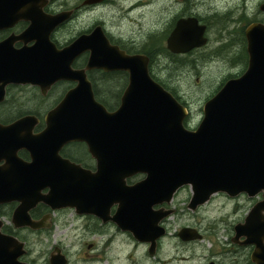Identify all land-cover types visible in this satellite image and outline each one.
I'll list each match as a JSON object with an SVG mask.
<instances>
[{
    "label": "flooded vegetation",
    "instance_id": "1",
    "mask_svg": "<svg viewBox=\"0 0 264 264\" xmlns=\"http://www.w3.org/2000/svg\"><path fill=\"white\" fill-rule=\"evenodd\" d=\"M7 2L0 0V59L5 54L34 47L38 35L46 46L62 51L79 37L100 31L110 46L126 55L147 56L149 76L186 108L185 127L195 129L199 124L200 121L195 128L191 127L189 102L163 78L155 76L152 68L162 55L176 66L182 62V57L207 45L187 53L171 52L167 40L179 19L196 18L199 25L205 26L208 42L211 23L222 27L231 20V11L219 10L207 4V0H24L20 7H8ZM161 19H165L163 24H160ZM232 32L237 33L239 41L245 45L240 54L227 59H231V65L237 59L246 68L244 30L239 28ZM231 39L232 43L225 40L219 49L233 45L234 39ZM219 49L217 52L221 51ZM88 57L89 51H83L71 62V68L84 69ZM15 67L26 69L20 71ZM38 67L39 63L31 60L0 61V69L9 70L0 77V181L6 189L9 181L21 187L9 195L0 193V264H257L252 260L255 246L245 243L244 236L237 241H233V237L235 224L244 221L251 207L262 199L261 193L253 197L246 193L234 196L215 193L234 201V213L243 207L240 200L245 205L248 202L249 207L230 230L233 255L213 251L199 254V243L204 239L206 228L185 224L170 235L166 225L176 212V194L188 185L176 190L169 203L153 206L155 211L172 210V213L162 218L154 231L150 230L149 238L143 239L114 219L118 202L110 195L111 190H104L103 173L93 177L99 167L85 142H65L57 156L41 158L35 147L36 140L47 129L49 113L76 83L59 79L49 86H41ZM165 68L168 69V65ZM85 74L95 100L109 112L117 110L128 84V73L90 69L85 70ZM241 74H228L220 86ZM105 78L111 80L107 86ZM200 113L203 114V106ZM72 174L74 179H96L97 194L72 196L71 187L83 184L70 181ZM144 177L145 174L137 173L126 178L125 184L134 185ZM28 184H31L30 189L25 188ZM13 185L11 190L15 189ZM215 194L192 209L189 207L191 191L185 201L186 208L195 212L211 202ZM184 229L189 230L190 238L181 237ZM179 250L183 251L177 256Z\"/></svg>",
    "mask_w": 264,
    "mask_h": 264
},
{
    "label": "water",
    "instance_id": "2",
    "mask_svg": "<svg viewBox=\"0 0 264 264\" xmlns=\"http://www.w3.org/2000/svg\"><path fill=\"white\" fill-rule=\"evenodd\" d=\"M23 4L24 0L7 2L8 7ZM259 10L264 12V3ZM244 36L247 67L204 103L202 119L193 130L184 125L186 108L149 76L148 57L126 55L110 46L100 31L79 37L62 51L46 46L38 35L34 47L5 54L0 61L39 63L41 86L59 79L76 83L49 113L47 129L35 147L41 158H48L57 156L65 142H85L99 167L93 177L103 173L104 190H111L110 195L118 202L114 219L121 227L136 237L149 238L150 230L172 213L155 211L153 206L169 203L184 185L191 186L192 209L217 192L230 196L246 193L250 197L261 193L262 199L251 207L244 221L235 224L233 241L244 236L245 243L255 246L252 260L264 264V23H249ZM206 43L205 26L189 17L176 22L167 47L173 53H187ZM85 50L89 51L86 67L72 69L71 62ZM90 69L128 73L117 110L109 112L95 100L85 74ZM8 71L0 69V77ZM137 173L145 174L144 179L127 186L125 179ZM73 176L70 181L83 184L71 187L72 196L97 194L96 179ZM3 183L0 181V193L21 190L10 181L6 189ZM26 187L30 189L31 184ZM90 189L93 191L88 192ZM180 235L183 239L191 237L187 229Z\"/></svg>",
    "mask_w": 264,
    "mask_h": 264
},
{
    "label": "rangeland",
    "instance_id": "3",
    "mask_svg": "<svg viewBox=\"0 0 264 264\" xmlns=\"http://www.w3.org/2000/svg\"><path fill=\"white\" fill-rule=\"evenodd\" d=\"M262 0H207V4L217 7L219 10L231 11L230 18L222 27L211 23L207 45L197 49L192 55L182 57V62L172 66L165 56H160L154 63L152 72L155 76L163 78L176 92L189 102L192 109L190 125L196 127L201 120L200 109L204 102L213 96L219 89L220 84L227 78L228 74L242 73L244 64L233 60L230 64L231 55L236 57L243 50L245 43L238 39L235 31L244 28L251 22L264 23V13L259 10ZM165 19H161L163 24ZM154 23V21H152ZM225 27V30H223ZM230 32V33H229ZM231 46L219 45L225 40L233 42ZM221 50L219 52L218 49ZM236 63V65H234ZM168 65V69L165 66ZM191 187L185 186L177 194L174 201L175 214L166 221V225L173 234L175 229L181 225L193 224L199 226L204 232V239L199 243V254L210 252H224L227 256L233 255L230 251V230L232 226L242 219L249 203L234 213V201L221 194H215L212 201L199 210L192 212L188 210L185 201L190 198ZM180 249V248H179ZM179 250L177 256H179ZM169 252V259L172 255Z\"/></svg>",
    "mask_w": 264,
    "mask_h": 264
},
{
    "label": "trees",
    "instance_id": "4",
    "mask_svg": "<svg viewBox=\"0 0 264 264\" xmlns=\"http://www.w3.org/2000/svg\"><path fill=\"white\" fill-rule=\"evenodd\" d=\"M105 81H104V84L107 86V85H109L108 83L111 81V80H108L107 78H105L104 79Z\"/></svg>",
    "mask_w": 264,
    "mask_h": 264
}]
</instances>
